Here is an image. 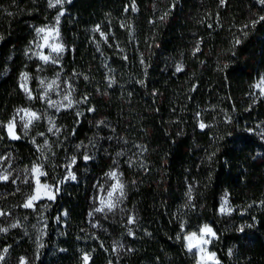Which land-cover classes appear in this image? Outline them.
Returning <instances> with one entry per match:
<instances>
[{"label":"trees","instance_id":"trees-1","mask_svg":"<svg viewBox=\"0 0 264 264\" xmlns=\"http://www.w3.org/2000/svg\"><path fill=\"white\" fill-rule=\"evenodd\" d=\"M133 1L132 20L114 21L104 43L115 81L104 139L92 151L77 153L78 167L87 169L78 171L74 182L64 181L62 168L55 176L51 164L46 167L59 189L51 224L65 210L66 227L55 249L50 229L44 251L29 264H83L87 252L90 264H195L197 256L176 239L184 235L181 223L185 231L205 224L215 228L211 248L221 264H264L259 129L264 96L252 87L264 76V22L249 24L264 16V5L258 0ZM47 9L36 0H0V124L30 102L20 78L26 69L36 73L38 61L29 59L26 46L34 35L32 24L47 23L56 13ZM177 65L183 70L177 72ZM74 117L72 111L58 115L69 133ZM4 146L27 165L36 158L34 145L9 139L0 126ZM66 150L63 144L58 155ZM84 155L91 158L85 161ZM115 166L126 181V210L111 213L87 238L86 229L94 228L89 216L96 176ZM12 181L0 183L7 194L1 199L4 208L5 200L17 198ZM225 191L235 207L230 217L220 213ZM122 215L134 218L132 235H124ZM123 235L127 243L117 245L114 238ZM25 242L16 245L20 253L27 251Z\"/></svg>","mask_w":264,"mask_h":264},{"label":"rangeland","instance_id":"rangeland-1","mask_svg":"<svg viewBox=\"0 0 264 264\" xmlns=\"http://www.w3.org/2000/svg\"><path fill=\"white\" fill-rule=\"evenodd\" d=\"M36 1L38 4L45 3V6L48 8L47 10L55 9L49 8L48 0ZM133 6L136 9V4L133 0H71L70 3L65 2L62 9L64 15L60 17L59 21L60 41L63 43L65 51L61 54L58 65L52 63L43 64L35 57L30 58L32 51L36 50L32 46V42L36 36L35 31L30 44L26 46L29 59H36L38 62L36 63L35 74H32L28 69L22 72V74H27L28 76V79L24 83L31 90L33 99L28 98L30 101L29 104L18 108L34 110L41 119L34 121L33 125L27 130V133L19 125H17L16 132L20 137L19 139L24 140L26 143H31L36 150L38 147L40 148V151L37 150L36 158L32 157V164L40 162L43 165V170L46 171L47 176L41 177V181L52 186V195L54 198L49 200L44 196L35 203L33 208L26 209L32 210V212L23 211L25 208L22 205L33 190L30 183H24L25 177L27 176L24 170L26 168L30 169L32 164L27 165L23 163V160L18 158L17 154L9 146L0 148V156L8 157L7 160H0V170L7 169L11 174L9 180L12 179L15 181L16 188L14 189V193L17 197L12 202L5 200L8 201V208H4L1 204V199H4L3 195L6 192L5 188L0 186V211L6 213V215L0 216V228L8 229L7 231H0V255L4 257L3 260H0V264H29L32 258H39L46 247L50 229L53 232L51 249H55L58 246L57 243L64 236L62 228L66 227L67 220V212L65 210H62L60 213L58 212L54 216L53 225L51 224V216L53 215L52 203L56 200L57 192L55 190L56 184L53 182L52 175L47 172L46 167L48 164H51V167H53L52 173H55V176L61 173L59 169L62 168L64 181L66 183L74 182L78 179V171L84 172L87 169L85 166L78 167L77 153H88L92 151L96 146L95 143L99 142L98 140L101 141V139H104L101 137L103 136L102 132L107 129L105 126L108 125L109 121L107 118L110 108V89L112 87V85L109 87V80L113 79V71L105 52V41L100 37V33L94 31V29L99 25L100 30L108 36L107 29L111 28L114 21L121 18H124L122 20H132V14L129 11L130 9L132 10ZM121 7H124L122 14L119 13ZM57 14L58 10L56 9V13L47 23L39 25L32 24L33 28L55 25V17ZM45 15L44 18H47V12ZM97 45H99V49ZM44 51L47 53L48 49ZM53 55L55 56V54ZM34 80H36L35 87ZM41 80H44L46 85L53 81H56L58 85V88L48 92L47 99L53 102H61L64 94L70 91L74 101L73 105L71 107H64L63 104L67 102L63 101L59 111L49 107L47 99L42 98L44 96V87L40 84ZM21 82L20 78V85ZM68 84H71L70 89L67 87ZM24 93L26 94L25 91ZM36 93L39 94V100L36 98ZM26 96L28 97L27 94ZM83 97H87L86 103L75 102L80 101ZM90 108L94 109V111H89ZM16 110L13 115H15ZM64 111H72L75 115L73 118L75 119V126L71 133H69L68 126L64 125L60 121V118H58V115ZM49 118L60 129L59 132L50 133L48 131L50 127ZM259 129L264 140V124ZM45 139L48 141L47 146L44 144ZM34 140L35 143H33ZM63 144L66 145L67 150L63 155H58V150L61 149ZM78 145L80 147H77ZM73 156L76 157V164L72 166L71 170L74 172L76 179H65L68 170L67 165ZM118 170L120 171L119 167ZM27 178L30 181L32 179L31 176ZM122 179L126 185L123 177ZM4 182L7 181H0V183ZM108 183H111V181L107 180L105 173L97 174L91 193L92 204L90 210L91 215L89 216V222L94 228L90 230L86 229L88 230L85 233L87 238L97 234L100 226H103L111 217V213L119 211L123 213L126 210L124 207L126 199H124L112 212L94 211L96 207H99L98 197L101 195L97 185L100 184L107 187ZM222 206L225 208L224 212L220 210L222 215L230 217L234 214L235 207L232 205L231 196L228 191L223 192L221 195L220 209ZM118 221H121V227L125 229L124 235L132 231L134 223L129 224L124 215L120 216ZM12 224H17L18 226L11 227ZM207 225L212 228L215 235L210 239L206 251L215 253V259L221 264L217 252L211 248L212 242L217 237L216 230L212 225ZM124 235L119 238H114L117 245H125L127 243ZM20 241H26L25 247L27 251L25 250V253H20L19 250L21 248L16 246ZM39 244H42L43 247H39ZM5 249H7L6 252L4 251ZM85 254L89 257L87 264H90L92 254L88 252ZM197 260L195 264H197Z\"/></svg>","mask_w":264,"mask_h":264},{"label":"snow or ice","instance_id":"snow-or-ice-1","mask_svg":"<svg viewBox=\"0 0 264 264\" xmlns=\"http://www.w3.org/2000/svg\"><path fill=\"white\" fill-rule=\"evenodd\" d=\"M65 2H71V0H48V6L49 8H55L58 10V14L55 17L56 23L55 25L48 26L45 25L43 27H37L34 29L35 31V39L32 42V46L36 49L35 51H32L30 58L35 57L39 61H41L43 64H59V59L61 54L65 51V47L63 43L60 41V29H59V21L60 17L64 15L63 12V4ZM221 3H223V0H221ZM258 3L261 5H264V0H258ZM133 11H135V7L132 8ZM163 19V18H161ZM261 22H264V16H259L258 18L249 21V24L253 27H255L256 24H259ZM249 24L244 25L245 28L249 27ZM94 31L100 33V37L107 42L108 36L105 32L100 30L99 25L96 26ZM236 43L239 44V39L236 40ZM99 49V45H97ZM48 49V52L46 53L44 50ZM31 51V48H30ZM55 54V56L53 55ZM126 58V57H125ZM143 63V60L141 61ZM226 67V65H225ZM182 67L180 65H177L176 71L180 72L182 71ZM28 79L27 74L21 75V87L24 89L26 94L28 95L29 99H33L31 90L28 89L25 86V81ZM115 83L113 79L109 80V87ZM40 84L42 87H44V96L42 98L47 99L48 92L50 90H53L55 88H58V85L56 84V81H53L46 85V82L44 80L40 81ZM67 87L70 89L71 84H68ZM253 89H256L259 91L260 95H264V76L259 77L257 82L252 85ZM63 101H66V104H63ZM76 103L87 102V97H83L80 101H75ZM47 103L49 107L55 108L57 111H59L61 105L63 104L64 107H71L74 103L71 92H66L63 96V100L61 102H53L50 99H47ZM89 111H94V109L90 108ZM79 115V113H77ZM41 117L37 114L36 111L31 110L29 108H18L16 110L15 115H13L11 118L8 119L6 123L0 124V126L3 127L6 136L9 139L16 140L19 139V135L16 132L17 125L22 127L25 130V133H27V130L30 128V126L33 125L34 121L40 120ZM103 123V121H101ZM49 124L50 127L48 128V131L50 133H56L59 132L60 129L57 128L54 124V122L49 118ZM206 125L204 123H200V127L204 128ZM43 135V133H41ZM111 139V138H110ZM35 143V140L33 141ZM45 146L48 145L47 139L44 141ZM77 147H80L79 145ZM40 151V148L37 149ZM118 155H123V153H118ZM91 157L89 155H84L83 159L85 161L89 160ZM8 157L6 156H0V160H7ZM76 164V157H71L69 164L67 165V175L65 176V179L75 180L76 176L74 172L71 170L72 166ZM25 173L27 176L25 177L24 183L31 184L32 185V193L27 196L26 201L23 203L22 207L25 209L33 208L35 203L38 202L42 197L46 196L47 199L51 200L54 198L52 195V186L48 185L47 183H42L41 177H46L47 173L43 170V165L40 162L33 163L31 168H26ZM10 173L7 171V169L0 170V181H8L10 177ZM28 176H31V181L27 178ZM105 176L107 177L108 181H111V183H108L107 187L104 185H97V188L101 195L98 197L99 207H96L94 209L95 212H112L115 208L119 206L123 202V200L126 197L125 192V183L122 179L123 173L118 170V167H114L108 172L105 173ZM15 183V181H12ZM56 191L59 189L56 188ZM189 197L191 195V189H189L188 193ZM221 212L225 211V208L221 207ZM230 211V209H229ZM6 215V213L0 211V216ZM91 215V213H90ZM128 223L132 224L134 223V218L132 216H129ZM17 224H12L11 227H17ZM6 228H0V231H7ZM180 230L182 233H185L183 237L180 235H177L176 239L181 240L183 239L184 246L186 250L189 253H192L194 256H198L197 264H219V262L215 259V253L206 251L207 245L209 244V241L212 237H214L215 233L213 232L212 228L205 224L202 227L198 229V231H188L185 232V226L183 223L180 225ZM243 231V229H241ZM131 231H129V235H132ZM39 247H43L42 244H39ZM115 250V248H114ZM5 252L7 249L4 250ZM229 254H231V250L229 251ZM3 255H0V260H3ZM89 257L87 254L83 256V260L85 264H87Z\"/></svg>","mask_w":264,"mask_h":264}]
</instances>
